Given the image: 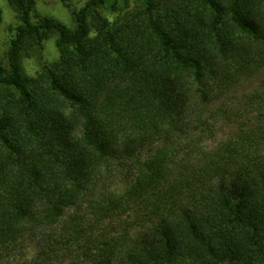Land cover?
I'll return each mask as SVG.
<instances>
[{
  "label": "trees",
  "instance_id": "obj_1",
  "mask_svg": "<svg viewBox=\"0 0 264 264\" xmlns=\"http://www.w3.org/2000/svg\"><path fill=\"white\" fill-rule=\"evenodd\" d=\"M9 1L0 264L26 238L59 247L24 264H264V122L205 147L224 93L264 72V0H61L73 28ZM53 35L59 59L27 74Z\"/></svg>",
  "mask_w": 264,
  "mask_h": 264
},
{
  "label": "rangeland",
  "instance_id": "obj_2",
  "mask_svg": "<svg viewBox=\"0 0 264 264\" xmlns=\"http://www.w3.org/2000/svg\"><path fill=\"white\" fill-rule=\"evenodd\" d=\"M75 8L79 9L86 0H71ZM132 9L140 5V0H128ZM124 2V1H123ZM0 9L2 10V20L0 24V59L6 63L7 52L10 41L15 34L19 25V14L9 0H0ZM102 12L111 21H114L117 14L108 8H103ZM43 17H52L67 27H74L75 22L70 9L65 7L61 0H37V6L34 13V20L37 21ZM58 36L53 35L50 40L46 41L42 47L32 44L30 53L24 57V69L27 74L35 76L41 73L46 66L59 59V50L57 47ZM264 72L248 80H241L230 91L224 93L223 98L217 103L223 107L228 115H234L232 122L228 120H219L215 130L209 135L206 141V148H213L220 142L230 137L234 130L238 128H248L263 124L264 122V100L263 106H248L244 109L245 103L249 98L255 97L264 99ZM259 88V89H258ZM248 111L249 114L240 117L242 113ZM44 241V240H43ZM42 239L26 238L21 241L15 248L4 254L2 264H24L26 260L34 259L40 246L46 249H54L59 246L43 242ZM52 264H69V260L61 256Z\"/></svg>",
  "mask_w": 264,
  "mask_h": 264
}]
</instances>
